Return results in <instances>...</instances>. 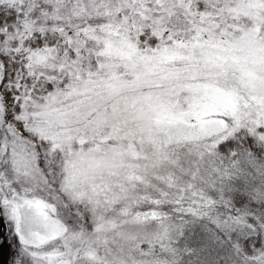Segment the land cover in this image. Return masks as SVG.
I'll return each instance as SVG.
<instances>
[{"label": "snow or ice", "instance_id": "obj_1", "mask_svg": "<svg viewBox=\"0 0 264 264\" xmlns=\"http://www.w3.org/2000/svg\"><path fill=\"white\" fill-rule=\"evenodd\" d=\"M0 264H264V0H0Z\"/></svg>", "mask_w": 264, "mask_h": 264}]
</instances>
